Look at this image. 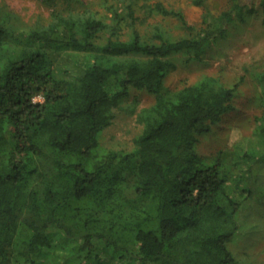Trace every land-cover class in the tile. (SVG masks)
<instances>
[{
  "label": "trees",
  "instance_id": "1",
  "mask_svg": "<svg viewBox=\"0 0 264 264\" xmlns=\"http://www.w3.org/2000/svg\"><path fill=\"white\" fill-rule=\"evenodd\" d=\"M61 1L43 0L54 7L52 20L29 30L0 8V264H89L103 257L242 264L230 244L241 233L244 203L260 194L254 169L264 164V74L256 128L236 145L227 175L220 159L209 163L199 154L197 143L231 109L238 85L206 76L174 90L166 78L177 56L203 61L255 8L231 0L220 14L207 11L198 28L159 4L188 36L172 38L157 27L145 39L134 22L128 39L99 44L108 25L88 10L66 13ZM132 89L156 97L142 113L136 150L101 151L100 136ZM132 167L137 198L126 186Z\"/></svg>",
  "mask_w": 264,
  "mask_h": 264
},
{
  "label": "rangeland",
  "instance_id": "2",
  "mask_svg": "<svg viewBox=\"0 0 264 264\" xmlns=\"http://www.w3.org/2000/svg\"><path fill=\"white\" fill-rule=\"evenodd\" d=\"M242 1L255 8L253 15L245 22H237L232 26L227 36L213 46L203 61H190L187 57L177 56V67L166 78V86L174 90L198 83L206 76H215L228 87L238 85L231 109L209 133L200 136L197 143V151L207 162L221 160L222 173L225 175L232 171L236 145L243 138H252L256 117L261 114L260 76L264 74V8L261 0ZM159 4L170 11L181 13L189 25L200 28L207 11L215 15L220 14L228 10L232 2L207 0L206 6L200 7L193 0H62L60 8L66 13L71 10L81 13L88 10L89 14L101 18L108 27L99 34V44L106 43L110 38L128 39L132 33L131 24L134 22L145 39H150L157 27L163 28L172 38L188 36L189 31L182 21L178 17L160 13L157 10ZM0 8L2 11L13 13L17 17V24L25 30L48 25L54 11V7L47 6L43 0H0ZM129 8L134 10V18L129 16ZM117 13L121 16L120 20L116 19ZM118 25L119 30L115 31L114 27ZM19 47L14 45L16 50ZM35 100L42 102L44 98L38 96ZM155 100V95L146 90L132 89L115 109L112 124L102 132L99 149L135 151V139L144 129L142 113L151 107ZM254 171L256 190L261 195L244 203L240 213L241 233L230 244L242 264H264V164L256 166ZM134 173L133 167L126 171V186L131 197L137 198L131 188L135 182ZM89 264L132 263L103 257Z\"/></svg>",
  "mask_w": 264,
  "mask_h": 264
}]
</instances>
